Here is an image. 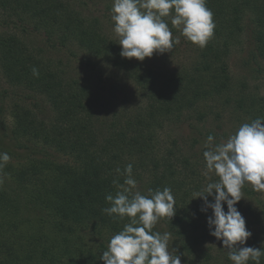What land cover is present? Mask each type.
Instances as JSON below:
<instances>
[{
	"label": "trees",
	"instance_id": "obj_1",
	"mask_svg": "<svg viewBox=\"0 0 264 264\" xmlns=\"http://www.w3.org/2000/svg\"><path fill=\"white\" fill-rule=\"evenodd\" d=\"M207 7L216 23L212 39L206 47L197 48V58L189 67L160 74L121 57L118 44L97 23L81 17L68 0H0V8L29 16L50 33L60 30L64 42L76 41L90 54L109 62L146 99L141 111L123 121L116 117L105 128L87 88L52 69L17 34L6 36L4 41L0 38L5 75L15 84L44 94L53 112L44 118L18 106L14 134L70 157V161L60 162L32 156L17 164L7 163L0 171L4 176L0 186V264H104L100 256L107 244L89 245L84 237L86 232L113 235L129 222L127 218L113 220L102 211L110 206L106 195L119 190L113 181L123 184L121 173L128 164L133 165L137 190L143 194L149 189L171 187L175 215L171 220L162 219L154 231L172 234L181 264L189 258L213 256L205 248L214 238L206 223L211 209L201 211L203 200L195 198L206 184L187 181L189 171L196 175V170L186 154L172 148L161 152L154 141L157 129L170 119H190L196 112L197 120L204 121V108L216 100L230 107L240 123L264 117V96L247 91L245 83L236 84L225 59L247 12L257 28L258 49L264 55V0H207ZM33 67L38 69V77L33 76ZM216 114L219 117V112ZM191 128L193 146L207 141L209 135L216 139L215 134L203 135L196 125ZM224 207L227 210L226 204ZM237 207L245 218L251 213L250 208L245 212L242 201ZM256 221L260 222L258 218Z\"/></svg>",
	"mask_w": 264,
	"mask_h": 264
},
{
	"label": "rangeland",
	"instance_id": "obj_2",
	"mask_svg": "<svg viewBox=\"0 0 264 264\" xmlns=\"http://www.w3.org/2000/svg\"><path fill=\"white\" fill-rule=\"evenodd\" d=\"M68 1L81 17L88 23H97L102 32L121 48L111 19L113 0ZM241 26L240 32L231 39L228 55L225 58L229 65V72L236 84L245 83L247 91L259 92L264 96V55L258 49V32L251 13L247 12L243 16ZM58 31L60 30L50 33L43 25H36L29 16H18L0 8V38L4 41L6 36L17 34L27 42L29 49L52 69L58 71L68 81L77 82V86L87 88L91 105L95 108V113L105 128L116 117L123 121L145 107L146 99H143L133 82L120 77L109 62L90 54L76 41L64 42ZM173 34L180 37V43L175 45L171 52L154 53L151 58H145L144 61L135 58L132 60L160 74L189 67L197 58L199 46L186 40L179 30ZM207 105L208 107L204 108L206 110L204 121L197 120L196 112L191 113L190 119H185L186 116H184L185 120L180 121L170 119L157 129L158 138L154 141L161 152H166V148H172L179 154H186L192 160L196 175L189 171L187 181L191 183L203 181L206 184L209 182L205 176L207 169L203 158V151L208 140H202L201 143L193 146V140L189 135L192 131L191 126L199 127L203 135L215 134L214 142L218 143L226 141L228 136L243 123L237 120L236 115H232L231 108L225 107L222 100H216ZM18 106L31 110L44 118H49L53 113L51 104L44 94L13 83L5 75L0 63V152H7L11 157L8 163L13 162L14 164L20 160L26 161L32 156L60 162L70 161L69 156L50 146L29 138L17 137L14 134L15 112ZM216 112H219V117ZM209 175L212 180L218 179L214 173H209ZM242 191L244 194V198L241 199L243 208L246 209L245 212L248 208L251 210L247 216L250 220L247 228L252 232V236L247 244L260 247L264 242V192L254 191L251 185H246ZM257 218L260 222L256 221ZM111 236L109 233L99 236L86 232L84 241L89 245L105 242L108 246ZM205 248L213 256L208 259L189 258L188 262H183V264H230L227 250L222 248L221 242L215 237L206 243Z\"/></svg>",
	"mask_w": 264,
	"mask_h": 264
},
{
	"label": "clouds",
	"instance_id": "obj_3",
	"mask_svg": "<svg viewBox=\"0 0 264 264\" xmlns=\"http://www.w3.org/2000/svg\"><path fill=\"white\" fill-rule=\"evenodd\" d=\"M111 13L123 58L144 61L154 53L171 52L180 43L172 28L200 48L206 47L215 34L214 13L207 7V0H113ZM32 74L39 76L36 67ZM207 140L203 158L209 182L195 198L203 200L201 211L211 209L206 219L209 234L221 242L232 264H261L264 242L260 247L247 245L252 232L237 204L244 198L242 189L246 185L264 192V117L242 123L226 141L215 143L212 135ZM10 159L7 152H0V171ZM116 171L121 173L119 168ZM132 172L133 165L128 164L121 173L123 184L113 181L119 190L105 197L110 206L102 211L113 220L127 218L129 222L110 237L100 259L104 264H181L172 234L154 231L162 219L171 220L175 215L171 187L149 189L143 194L137 190ZM209 173L218 179L212 180ZM3 184L4 176L0 175V186Z\"/></svg>",
	"mask_w": 264,
	"mask_h": 264
}]
</instances>
